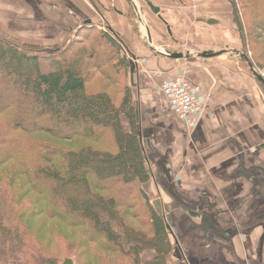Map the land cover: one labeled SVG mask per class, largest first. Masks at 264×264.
Segmentation results:
<instances>
[{
  "label": "crops",
  "instance_id": "1",
  "mask_svg": "<svg viewBox=\"0 0 264 264\" xmlns=\"http://www.w3.org/2000/svg\"><path fill=\"white\" fill-rule=\"evenodd\" d=\"M152 1L166 23L139 0L156 47L166 32L191 42L194 51L240 48L232 44L227 0ZM130 9L129 0H0V20L7 29L49 46L88 25H109L118 33L136 57L132 88L150 182L157 191L151 200L161 201L177 240L174 264H264V103L255 78L240 71L228 53L206 59L152 53ZM84 20L91 23L81 24ZM181 69L204 99L191 133L157 89ZM143 128L149 132L143 134Z\"/></svg>",
  "mask_w": 264,
  "mask_h": 264
},
{
  "label": "trees",
  "instance_id": "2",
  "mask_svg": "<svg viewBox=\"0 0 264 264\" xmlns=\"http://www.w3.org/2000/svg\"><path fill=\"white\" fill-rule=\"evenodd\" d=\"M229 2L236 29L244 39L240 11L234 0ZM240 2L241 10L250 16L247 24L264 29V0ZM130 12L135 19L132 9ZM133 27L137 30L136 25ZM86 28L99 30L98 41L84 44L82 40L68 39L51 50L34 51L0 37V80H5L0 86L3 117L0 118V264L17 258L23 259L22 264L107 263L101 254L95 253H89L82 260L77 256L74 263L71 248L54 252L50 245H40L39 230L42 229L34 225V220L45 213L50 219H72L88 240H96L98 244L102 240L105 245H112L113 250L106 246L101 248L119 252L130 258L131 264H166V257L173 256L174 247L165 220L146 198L144 206L148 212L150 237L141 235L125 221L122 209L129 205L118 193L125 189L130 195L137 180L150 178L136 131L132 92L129 85L124 86L116 101L108 85L96 83L93 89L88 83L99 73L106 84L112 85L102 67L118 73L125 66L129 80V53L127 46L110 31L95 25ZM84 32H79L78 36L88 37V31ZM6 52L11 56L20 55L19 63L30 62L33 67V77L20 85L24 90L16 96L19 102L14 105L2 103L9 88L19 87L7 77L10 74L8 62H3ZM100 58L104 61L99 62ZM250 58L260 73L251 55ZM94 60L96 63L92 62ZM27 92L32 97L29 98ZM121 117L129 120L132 131L122 130ZM111 128L116 147L112 152L94 149L89 144L76 148L57 145L35 136L45 132L57 139L79 137L98 142L91 131ZM10 160H15L17 167H6ZM99 181L109 186L102 183L99 186ZM110 187L112 193H108ZM31 193L38 198L30 197ZM52 240L59 244L54 236ZM149 245L155 248L156 255L146 260L142 252L143 247Z\"/></svg>",
  "mask_w": 264,
  "mask_h": 264
},
{
  "label": "rangeland",
  "instance_id": "3",
  "mask_svg": "<svg viewBox=\"0 0 264 264\" xmlns=\"http://www.w3.org/2000/svg\"><path fill=\"white\" fill-rule=\"evenodd\" d=\"M184 3H194L197 1H193V0H182ZM228 4H230L229 0ZM236 3V8L238 9V11H240L239 13V18L242 20V27H243V35H244V39H242V37L240 36V34L238 33L237 29H236V22L234 21V17H233V9L231 10V17H232V29H233V34H234V42L232 43L233 45L240 47L238 49H246V51L249 53V56L251 55L252 60L256 66V68L260 71V73L264 76V29H259L258 27L253 26L252 24H247V21L250 19L249 17V13L245 14L244 11L241 10V2H248L249 0H234ZM198 2H202V1H198ZM205 2V1H203ZM231 5V4H230ZM229 5V6H230ZM232 8V6H231ZM244 12V13H243ZM241 14V16H240ZM135 15V14H134ZM136 17V16H135ZM4 19L0 20V27H1V32H0V37L9 40L11 42H14L16 44H18L21 47L24 48H28L31 50H51L54 49V47L56 46H60L62 44H64L67 40L61 42V44H57L56 46H49L51 45V43H46L45 41H32L29 40L27 38H24L20 33L18 32H14L12 30L7 29L6 25L4 24L5 20ZM4 22V23H3ZM218 23V22H217ZM250 23V22H249ZM11 25V24H10ZM84 32V31H88L87 32V36L83 39V37H79L77 34L73 35L72 38L70 37L69 39H73V41H78L81 42L80 40H82V42L85 44L88 41L89 42H96L97 40V36L100 33L98 29H92V30H88L86 27H82L80 29L79 32ZM251 31V32H249ZM77 32V33H79ZM85 33V32H84ZM174 35V34H173ZM172 34H170L169 36L167 35L166 32H164L163 35V39L160 41L159 46H157V48H159L160 50H164V49H168L171 50L172 48L174 49H182L183 50H191L194 51L193 49V44L189 41H180L178 38H176V36H173ZM86 36V35H85ZM177 40H176V39ZM87 40V41H86ZM99 46V45H98ZM100 47V46H99ZM226 47V46H225ZM247 47V48H246ZM218 50L221 49L220 45H217ZM224 48V46H223ZM228 48V47H227ZM248 49V50H247ZM19 57L20 55H12L10 54V52H6V57L3 58V62H8L7 63V68H9V72L10 74L7 76L8 79L10 80H14L15 84H18L19 87L13 88V90L11 88H9V91H7V96L3 99V104L4 103H12L17 104L19 101L16 99V96H18L20 93H22V91L24 89L21 88L20 85L23 84V82L26 79H31L33 77V67L31 65L30 62H18L19 61ZM236 63H237V68L246 73V74H251L246 63L237 55H233ZM40 58H42L40 56ZM251 59V58H250ZM43 60V58H42ZM104 59L100 58L99 62H103ZM244 63H243V62ZM43 62V61H42ZM94 63H96V60L92 61ZM43 65V63H42ZM246 65V67H245ZM45 66H48L47 63H45ZM102 70H104V74L109 77L110 79V83L112 85L106 84V82L101 79L100 74L96 73V79L91 80L88 83V86L91 88H95L96 87V83L99 84L101 82V84L103 85H108L109 86V91L113 94V96L115 97V100L117 101L118 98L121 95V92L124 88V86L129 85L131 92H132V96H133V102H135V89L132 88L133 86L130 85L129 80H128V74H127V69L124 66L123 70L119 71L118 73H114L113 70H107L106 67L105 68H101ZM248 69V70H247ZM252 75V74H251ZM1 74H0V78H1ZM254 77V76H253ZM18 78V79H17ZM17 79V80H16ZM3 81L0 80V86L3 84V82L5 81L4 79H2ZM105 82H103V81ZM254 80V84H255V90L259 96V98L261 99V103H264V86L262 84H260L256 79ZM29 98L32 97L30 92H27ZM20 97V96H19ZM135 107V104H134ZM25 108H27L25 106ZM135 117H136V131H137V125H139V130L141 133V128H140V123H139V119H138V115H137V111L135 108ZM0 118H3L2 115L0 114ZM122 119L120 120L121 123V128L122 130H124L125 132H130L132 131V127L131 124L129 122V120L125 117H121ZM3 121V119H2ZM145 120L143 119V122ZM46 124L48 123V120L45 121ZM144 127V124H143ZM185 130L187 131V133H191L193 130H187L185 128ZM149 132V130H147ZM147 131L142 130L143 134H147ZM93 136L97 138L96 140H98V142H91V141H87L86 139H81L79 137H74L71 140H63V139H57V138H53L52 136H50V134L45 133V132H41V133H36L35 136H37L38 138H41L42 140H47L51 143H57V145H68L71 147H80L83 144H89L91 145L94 149H99V150H106L108 152H112L115 151L116 147L114 145V141H115V136L113 135L114 132L111 129H107V130H102V131H98L95 130L94 132L91 131ZM96 135V136H94ZM29 137V136H28ZM139 139V136H138ZM140 142V140H139ZM141 147L147 162V167L149 170V162H150V158L147 157L146 152H145V148L143 145V140L141 139ZM6 167H17V164L15 162V160H10L9 162L6 163ZM151 178L147 179V180H137L135 183V187H133L131 189V194L129 195L128 190H121L118 194L120 195V197L122 196L123 198L121 199L124 203H126L127 205H129V207H125V221L127 222V224L133 228H135V230H137L141 235L143 236H147V238L150 237V233L147 227V219H148V212L146 209V206H144V198H146L148 200V202L150 204H152V198L157 194V191L154 190L155 188L152 186L151 184ZM102 182L99 181L98 184L99 186H101ZM107 185V183H102ZM109 186V185H107ZM112 188L110 187V191L108 190V193H112ZM105 193V191H104ZM30 197L33 198H38V196H36L34 193H31ZM127 197H129V199H127ZM153 205V204H152ZM154 207V206H153ZM46 214V213H45ZM40 214V216H37V218H35L34 220V225L35 226H41L42 230H39V232L41 233L40 236H42L44 238L41 237L42 240H40V238L38 239V241H41L40 245L42 246H48L50 245V247L52 248V251L57 252L60 249H64L63 252H65L66 248H71L70 253L72 254V260L74 263H76L77 256H79V260H82V258L86 257L89 255V253L93 254H101L105 260L107 261L106 264H131L130 262V258L125 257L123 255H121L119 252H115V251H111L113 250L112 245H105L102 241L100 240L101 243H97L96 240H88L87 236L83 235L82 232H80L81 229H79V227L77 226L76 223H72L71 221H73L72 219H70L71 221H69L68 219L66 220V218H63V220H61L60 218H54V219H50L47 218L46 215ZM66 221V222H65ZM66 223V224H65ZM76 224V226L70 227L67 226V224ZM54 232L56 235H54ZM54 236V240H57L56 242H59L58 245L55 244V242L52 240ZM171 237V241H172V245H174V241L172 236ZM46 238V239H45ZM103 244V246H102ZM56 246V247H55ZM107 247L110 248V251H105L104 249H102L101 247ZM37 247V245H36ZM174 247V246H173ZM57 248V249H56ZM143 252H142V256L147 260V259H151L154 258V256L156 255V250L153 246H145L143 247ZM78 254V255H77ZM62 256V255H60ZM166 264H174L175 260L174 257L171 256L170 254L166 257ZM22 260L20 258L17 259H10L6 264H22ZM93 264V263H92Z\"/></svg>",
  "mask_w": 264,
  "mask_h": 264
},
{
  "label": "water",
  "instance_id": "4",
  "mask_svg": "<svg viewBox=\"0 0 264 264\" xmlns=\"http://www.w3.org/2000/svg\"><path fill=\"white\" fill-rule=\"evenodd\" d=\"M146 6L154 13L156 14L163 22H165V20H163L162 16L160 15L159 11L160 8L159 6L155 5L153 3L152 0H142ZM133 10H134V14L136 16L137 22L140 24L142 30H143V34H144V45L154 54L162 56V57H167V58H171V59H188V58H193V57H197V58H211L220 54H224V53H228V54H232V55H238L247 65L250 73L252 74V76H254V78L264 86V76L259 73L252 65L249 53L246 51V49L242 48V49H238V48H221L217 51H213V50H202V51H191V50H181V51H171V50H160L159 48H157L155 46V44L153 43L152 37H151V33H150V29L149 26L147 25V22L145 20L144 14H143V9L141 8L140 2L139 0H129ZM90 20H84L81 24H90ZM166 23V22H165ZM103 28L105 30L110 31L115 37L118 38V40L124 45L123 41L119 38V34L114 32L112 30V28L109 25H104ZM167 30L169 32V26L167 25ZM125 49L128 51L129 53V83L131 86H134V75L136 72V57L134 54H132L127 47H125ZM137 134L139 136V140L141 142V133L139 130V125H137ZM147 143V140H146ZM152 204L154 206V209L156 210V212L160 215L163 216L164 220H165V227L167 229V231L169 232V234L172 236L173 241H174V252L177 254V257L179 258V250H178V244H177V240L175 239V236L169 226V224L167 223L164 215H163V211H162V206H161V201L159 199H154L152 200Z\"/></svg>",
  "mask_w": 264,
  "mask_h": 264
},
{
  "label": "built area",
  "instance_id": "5",
  "mask_svg": "<svg viewBox=\"0 0 264 264\" xmlns=\"http://www.w3.org/2000/svg\"><path fill=\"white\" fill-rule=\"evenodd\" d=\"M157 89L165 96L172 112L184 127L193 130L204 111V99L201 98L199 85L191 82L181 69L174 76L163 79Z\"/></svg>",
  "mask_w": 264,
  "mask_h": 264
},
{
  "label": "flooded vegetation",
  "instance_id": "6",
  "mask_svg": "<svg viewBox=\"0 0 264 264\" xmlns=\"http://www.w3.org/2000/svg\"><path fill=\"white\" fill-rule=\"evenodd\" d=\"M168 50V49H167ZM171 51H181L180 49H173V50H171Z\"/></svg>",
  "mask_w": 264,
  "mask_h": 264
}]
</instances>
